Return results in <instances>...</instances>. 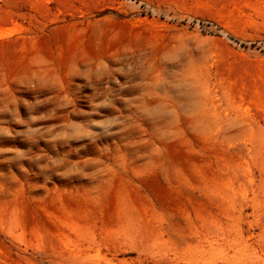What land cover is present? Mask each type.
Instances as JSON below:
<instances>
[{"label":"rangeland","instance_id":"obj_1","mask_svg":"<svg viewBox=\"0 0 264 264\" xmlns=\"http://www.w3.org/2000/svg\"><path fill=\"white\" fill-rule=\"evenodd\" d=\"M0 264H264V0H0Z\"/></svg>","mask_w":264,"mask_h":264}]
</instances>
